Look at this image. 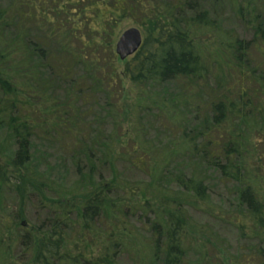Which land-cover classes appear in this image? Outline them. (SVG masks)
<instances>
[{
    "label": "rangeland",
    "instance_id": "rangeland-1",
    "mask_svg": "<svg viewBox=\"0 0 264 264\" xmlns=\"http://www.w3.org/2000/svg\"><path fill=\"white\" fill-rule=\"evenodd\" d=\"M169 1L163 0V5ZM198 2L215 26L194 28L190 36L213 75L217 71L214 60L219 55L228 57V43L240 39L252 44L254 40L244 59L252 69L257 68L255 78L264 87V53L258 50L252 25H247L253 16L264 25V0ZM9 7V0H0L1 9ZM130 28H138L144 39L148 34L132 20L119 23L111 32L117 34L113 51L119 73L126 62L117 56L116 43ZM30 32L33 39L39 35L33 29ZM122 85L123 98L111 119L106 120L98 107L85 115L83 125L90 127V140L102 135L104 144L79 157L74 153L78 141L70 134L62 130V134L37 133L32 137L31 161L15 167L19 146L7 117L0 113V163L12 173L7 175L22 180L18 190L13 183L0 188V264H42L37 260L40 244L50 238L59 240L61 248L49 264H81L105 258L107 253H111L112 264H164V255L155 251L153 226L165 225L169 213L186 217L180 264H246L250 254L264 248V218L262 223L253 219L247 200L241 197L249 186L263 206L264 216V122L250 111L241 121L229 119L224 129L245 142L246 150L234 162L241 169V180L227 179L196 157L189 145L192 139L194 144L203 142L201 122L196 109L185 110L181 101L203 106L207 97L195 98L196 92L184 91L186 84L177 82L164 88L151 83L139 86L123 76ZM209 86L215 87L213 76ZM260 88L258 85L254 93L258 97L253 99L255 108L263 104ZM100 102L104 104L105 98ZM208 115L211 126L214 114ZM99 120L104 122L99 124ZM137 143L150 151L148 170L134 167L126 154ZM181 177L183 182L202 181L204 194L186 189L178 181ZM35 180V185L42 183L40 197L23 194L24 184ZM90 201L102 203L103 208L91 228L85 229L83 207ZM55 226L61 236L53 238Z\"/></svg>",
    "mask_w": 264,
    "mask_h": 264
},
{
    "label": "trees",
    "instance_id": "trees-1",
    "mask_svg": "<svg viewBox=\"0 0 264 264\" xmlns=\"http://www.w3.org/2000/svg\"><path fill=\"white\" fill-rule=\"evenodd\" d=\"M9 1V8H0V113L7 117V125L19 146L13 161L15 167L22 168L31 161L32 137L37 133L49 135L62 130L70 134L78 141L74 145L76 157L88 154V150L92 153V148L104 144L102 135L90 140V127L83 125L85 115L98 107L106 114V120L112 118L123 98L124 76L139 86L151 83L164 88L169 82L183 83L187 86L184 91L198 94L195 98L207 97L203 106L200 102L193 105L187 99L181 101L185 110L196 109L201 122L199 136L203 142L194 144L189 138V145L196 157L222 176L241 180V169L234 162L245 154L246 145L224 128L232 117L238 121L243 116L247 118L249 111L257 113L264 122V87L255 78L257 68L252 69L244 59L256 41L251 44L237 39L228 43V57L219 55L214 60L217 71L213 75L209 62L190 36L194 28L215 26L209 12L200 10L199 0H170L164 5L163 0ZM249 9L246 10L251 17ZM125 20L140 24L148 34L140 50L125 60L124 71L119 73L113 51L117 34L111 32ZM259 21V17L253 16L247 25H252L258 50L264 53V25ZM32 29L39 34L34 39ZM211 76L215 87L209 86ZM258 85L263 104L255 108L253 99L258 98L254 94ZM101 97L105 98L104 104ZM209 113L214 114L211 126L207 122ZM98 122L102 124L104 120ZM99 133H103L102 129ZM149 152L137 143L126 154L134 167L148 170ZM7 173L12 175L0 163V188L13 183L18 190L22 180ZM178 181L197 194L205 192L200 180L183 182L181 177ZM33 182L37 180L24 184L23 194L40 197L42 183ZM241 197L247 200L253 219L262 223L263 206L249 186L243 189ZM102 208V203L91 201L83 207L85 229L91 228ZM185 220L184 214L169 213L165 225L153 226L157 237L155 251L164 255V264H180L182 260ZM57 230V226L53 227V238L61 236ZM60 248L59 240L42 241L38 262L49 264ZM255 251L246 264H264V248ZM81 264H112L111 253Z\"/></svg>",
    "mask_w": 264,
    "mask_h": 264
},
{
    "label": "water",
    "instance_id": "water-1",
    "mask_svg": "<svg viewBox=\"0 0 264 264\" xmlns=\"http://www.w3.org/2000/svg\"><path fill=\"white\" fill-rule=\"evenodd\" d=\"M144 43V38L138 28H130L119 37L115 52L122 61L135 55Z\"/></svg>",
    "mask_w": 264,
    "mask_h": 264
}]
</instances>
